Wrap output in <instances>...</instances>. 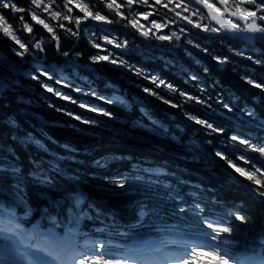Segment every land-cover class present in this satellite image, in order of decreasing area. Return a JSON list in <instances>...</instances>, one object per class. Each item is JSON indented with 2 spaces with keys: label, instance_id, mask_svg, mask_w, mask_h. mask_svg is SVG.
Returning <instances> with one entry per match:
<instances>
[{
  "label": "trees",
  "instance_id": "1",
  "mask_svg": "<svg viewBox=\"0 0 264 264\" xmlns=\"http://www.w3.org/2000/svg\"><path fill=\"white\" fill-rule=\"evenodd\" d=\"M15 2L28 7V0ZM55 2L62 10L64 0ZM83 3L89 4L93 13L99 10L109 19H118L102 0H83ZM93 4L96 6L93 7ZM191 7L196 8L197 5ZM73 10L70 15L82 16ZM3 14L13 25L15 34L29 46L30 53H35L33 44L43 38V51L38 60H45L48 66L60 68L69 65L72 58L76 59L80 76L87 78L99 95H83L66 88L61 92L85 105L107 110L113 113L115 119L63 100L47 92L37 80L17 77L18 85L0 93V162L6 167L15 162L27 175L32 169L31 161L36 160L43 162L45 168L58 166L61 174L55 177L53 186L46 192L51 202L38 196V188L31 180H24L20 185L22 192L17 194L14 178L5 191H0L1 208L21 200L32 208L34 217L45 208L52 218L56 217L53 212L58 210L62 218L78 219L88 213V209L84 210L86 201L84 199L76 208L67 197L70 193L80 192L86 200L96 202L99 208L120 219L138 216V212L145 208L148 222L167 221L176 217L179 207L189 205L191 198L185 191L192 186L197 188L191 186L192 182H196L219 193L224 202L234 208H237L238 203L243 204L242 212L250 220L248 224L235 222L238 230L244 226L254 229L264 227V199L248 192L251 182L240 177L215 155L216 151H221L234 160L243 155L264 170V157L229 140L231 135H238L250 139L253 144H264V91L244 79L247 77L264 84V65L255 64L246 58L252 56L254 59H264V39L257 40L254 45H247L229 35L211 36L192 25L179 24L172 30L177 31L180 40L162 41L157 48L155 41L150 44L132 30H125L127 28L123 24L126 22L121 21L120 25L115 23L116 28L126 32V36L130 33L139 47L143 48L141 55L127 57V63L163 79L176 89L206 100L211 106L207 107L195 100H186L178 92L164 86L157 87L134 71L122 69L108 61L93 62L91 57L97 55V50L82 35V29L79 28L77 36H72L59 27L63 23L67 28L75 30L74 23L63 20L50 22L59 36L58 51L55 41L50 39L51 34L42 25L32 22L27 12L23 15L25 21L33 26L31 34L22 28L17 19L20 13L3 10ZM165 14L169 19L174 16V13H167L164 9H160L159 16H153L156 20H162ZM193 20L197 21L198 18ZM200 22L209 23L208 20ZM181 27L186 31L181 33ZM169 32L170 29L166 31ZM96 43H101V37L97 38ZM14 48H18V45L0 34V57L4 64L21 68V59L15 55ZM201 48H206L207 53L201 51ZM64 52L69 57H65ZM214 56L227 57L228 62L217 63ZM26 68L23 66L21 69ZM204 68L208 69L207 73L203 71ZM3 71L0 65V80H6V77L8 80L13 79L10 71L8 74ZM190 75H198L199 82L190 80ZM201 87L205 91L201 92ZM143 88L152 89L164 99L182 106L170 107L156 96L145 93ZM114 93L124 97L129 102L128 106L100 99L104 96L112 97ZM218 97L229 103L233 110L228 111L217 103ZM249 109L256 113L255 118L246 115ZM66 113L98 121V124H84ZM186 113L221 127L224 132L208 135L209 130L188 119ZM29 137L33 142L25 143ZM96 161L106 162V166L97 167ZM237 162L246 169L252 166L243 161ZM133 163L148 165L150 168L160 165L166 169L170 190L154 191L148 181L146 184L144 178L135 176L138 171L133 169ZM116 176L127 178L125 188L114 187L107 182V177ZM148 200L159 207L147 209L144 206Z\"/></svg>",
  "mask_w": 264,
  "mask_h": 264
},
{
  "label": "snow or ice",
  "instance_id": "2",
  "mask_svg": "<svg viewBox=\"0 0 264 264\" xmlns=\"http://www.w3.org/2000/svg\"><path fill=\"white\" fill-rule=\"evenodd\" d=\"M102 2L106 3V8L108 10L115 11L118 19H109L106 15H102L99 10L93 13L89 4L83 3V0H64L63 10H61L59 6H57L55 10L53 9L55 0H48L47 3L45 0H28L27 8L18 5L15 0H0V34L10 38L15 45H18V48L13 49L15 55L23 58L26 54H31L29 46L22 42L15 34L13 25L3 14V10H10L13 14H21L17 19L21 22L22 28L31 34L33 32V26L28 21H25L23 15V13L27 12L32 22H35L36 25H42L43 28L51 34L50 39L55 41L58 51L60 49L59 36L56 34L55 29L50 26V23L45 22L48 17L52 20H63L74 23L75 30L67 28L63 23L59 24L61 29H64L72 36H77L79 34L82 21L91 19L93 21H102L106 24L126 21V23L123 24L124 27L130 26L136 29L139 34L145 38H154L159 41L169 42L173 41V39L179 41L181 37L175 30H170L169 33L157 34V32H153V29L159 31L166 28L169 24L174 23L175 17H180V19L186 21L188 25H192V27L201 29L206 33L218 35L224 33H231L233 35L244 34L243 39L246 40H251L253 38L264 39V0H215L214 3L209 2V0H167V2H165V0H153L152 3H149V0H121L120 3H117V0H102ZM193 4L197 5V7H191ZM217 4H219L220 7H218ZM134 5H143L151 10L144 12L135 11L133 10ZM170 5H172V7H170ZM200 5L203 7H199ZM72 6L79 9L82 16L74 17L70 15V13L73 12ZM95 6L96 5L93 4V7ZM156 6H159V8ZM121 8L129 9V15H125V13L121 11ZM37 9H39V12H37ZM160 9H167L168 12L174 13V16L169 19L167 14H165L162 20H151L147 27L140 23L139 17L147 20L148 17L154 14L159 16ZM177 9H180V11H177ZM44 13H47L48 16L42 19L41 15ZM183 13H189V15H183ZM192 16H196L198 20L194 21L191 18ZM203 20H208L209 23L202 24L200 21ZM213 21L215 25L218 26H213ZM179 31L183 33L186 29L181 27ZM93 35H95V33H93ZM103 42L113 45L115 48L127 49L128 47V42L126 40L119 41L115 37L110 39L107 35L103 37ZM189 43H191V41ZM43 44L44 41L43 38H41L39 42L33 44V47L43 51ZM195 46L200 48L199 44ZM94 47L100 48L101 45L94 43ZM201 51L207 53L208 50L206 48H201ZM237 54L244 55V53ZM63 55L68 56L69 54L64 52ZM246 58L253 60L255 64L264 65V59H254L252 56H247ZM91 59L93 62L108 61L111 64L119 63L129 70L136 72L137 75L149 79L150 82L157 87L164 86L173 92H178L179 96L184 97L186 100H195L199 104L211 107L207 104L206 100L198 96H193L183 90L176 89L172 84L166 83L163 79L145 73L142 69L127 63L119 57H114L112 53L108 55L97 54L91 57ZM213 59L220 64L228 62L227 57L221 58L214 56ZM203 71L207 73L208 69L204 68ZM37 73L38 74L32 75L31 79L39 81L47 92L53 93L63 100L78 104L81 108H87L88 111L115 119L113 113L80 103L66 93L44 83L40 77H46L48 80L54 78L53 74H50L49 71L38 68ZM189 79L199 82L200 77L198 75H190ZM244 79L255 88L264 91V84L258 83L254 79L247 77H244ZM55 82L57 84H64L66 87L71 86L62 79H56ZM6 86V82L0 80V91ZM74 90L77 92L83 91L79 88ZM143 91L149 95L156 96L161 99L163 103L169 104L170 107L179 108L182 106L181 104L164 99V97L159 96V94L152 89L143 88ZM203 91H205V89L201 87V92ZM93 95H95V93H93ZM100 99L108 103L119 104L123 107L128 106V101L122 97H118L115 100L109 99L108 97H100ZM217 103L222 104L228 111L233 110L229 103H225L221 97L217 98ZM57 111H62V109H57ZM66 114L84 124H98V121L86 120L74 113ZM186 115L188 119L208 129V135L213 133L222 134L224 132L223 128L214 126L207 120L200 119L187 113ZM246 115L250 118H255L256 113L249 109ZM229 140L238 142V144L243 145L246 150L259 153L261 157H264V144H253L250 139L238 135H231ZM24 142L32 143L33 141L31 137H29ZM40 147L43 148L42 145ZM67 147L68 146H65V148ZM215 155L224 160L240 177H244L251 182L252 186L249 190L254 196L264 199V170L260 167H256L248 157L243 155L236 157L235 160L230 159L221 151H216ZM56 159L58 162L59 158L57 157ZM237 161H243L244 164H251L252 166L250 169H246L240 166ZM31 163L32 169L25 175L15 162L8 167H5L3 163L0 162V179H8L9 175L14 177L15 191L17 194L22 192L20 187L22 182L24 180H31L38 188V196L42 199H47L46 192L53 186L55 177L61 174V169L58 166L52 165H50L49 168H45L43 162L36 160L31 161ZM96 166L104 167L106 166V162L96 161ZM106 179L110 185L118 188H125L127 183V178L123 176L107 177ZM67 199L74 207L79 208L85 197L83 193L73 192L69 194ZM195 208L199 209L201 213L203 212L199 203L195 205ZM177 211L183 213L185 212V208L181 206ZM14 219L15 218L9 214V224H11ZM249 220V216L240 210L229 212L226 218L201 216L197 221L196 229L189 233L191 238H189V236H181L172 241L175 247L171 252H166L160 248L151 249L152 252L158 255L153 256L150 260L145 259V249L135 246L121 250L120 255H112L110 254L109 246L103 241H96L81 246L71 232L69 233L70 238L60 237L54 232H34L33 235H29L20 229L18 225H15L0 229V233H2L0 234V264H21V262L22 264H249V262L237 257L229 247V245L233 243L229 238L233 237L238 231V225H236L235 222L238 221L240 224H248Z\"/></svg>",
  "mask_w": 264,
  "mask_h": 264
},
{
  "label": "rangeland",
  "instance_id": "3",
  "mask_svg": "<svg viewBox=\"0 0 264 264\" xmlns=\"http://www.w3.org/2000/svg\"><path fill=\"white\" fill-rule=\"evenodd\" d=\"M56 1V0H55ZM120 1L121 0H117V3H120ZM151 1H153V0H149V3H151ZM45 2L47 3L48 2V0H45ZM209 2H215V0H209ZM57 4H56V2H55V4L53 5V9L55 10L56 8H57ZM217 6L218 7H220V5L219 4H217ZM201 7H203L202 5H201ZM73 8L76 10V11H78L79 12V9H77V8H75L74 6H73ZM61 9V8H60ZM63 10V9H62ZM133 10H135V11H140V12H144V11H150L151 9H147L146 7H144L143 5H134L133 6ZM165 10H167V9H165ZM37 11L39 12V9H37ZM74 11V10H73ZM111 11V14L113 15V16H116V13H115V11H112V10H110ZM121 11H123L124 13H125V15H129V9H127V8H121ZM177 11H180V9H177ZM80 13V12H79ZM82 14V13H81ZM183 15H189V13H183ZM48 16V14L47 13H44V14H42L41 15V18L42 19H44L45 17H47ZM139 19V21H140V23L141 24H143V25H145L146 27L148 26V24H149V22L151 21V20H153L152 19V16H150V17H148V19L147 20H144L142 17H139L138 18ZM60 20H52L50 17H48V19H46L45 20V22L46 23H50V22H52V23H58ZM52 23H50V26H53L52 25ZM114 24V23H113ZM113 24H112V26H113ZM212 24H214L215 25V22L213 21L212 22ZM55 25V24H54ZM111 24H106V23H104V22H102V21H93V20H91V19H88L87 21H82L81 22V29H82V35L83 36H85V37H87L88 38V40H89V42L90 43H92V44H94V43H96V40H97V38L98 37H101V40L103 41V37L105 36V35H107L110 39L111 38H113V37H115L116 39H117V37L118 36H122V34H120V31H118V30H113V28H112V26L110 27V28H108L109 26H110ZM133 29V28H132ZM134 31L136 30V29H133ZM47 31V30H46ZM137 31V30H136ZM160 31V30H159ZM138 32V31H137ZM153 32H158L157 30H155V29H153ZM93 33H95V35H93ZM139 33V32H138ZM50 34V33H49ZM242 38H243V36H242ZM256 39H258V38H253V39H251L250 41H254V40H256ZM118 40V39H117ZM129 43H132L133 42V40H129L128 41ZM104 43V42H103ZM100 45H101V47L100 48H96V50H97V54H99V55H108L109 53H112V55L114 56V57H119V58H121V59H123L124 61H126V59L122 56V55H120L121 53H116V52H114V51H112V49H111V47H114L113 45L111 46V47H108V45H103L102 43H100ZM129 49H130V51H131V53H134V54H141V49L139 48V46L138 45H132L131 47L129 46ZM138 51V52H137ZM17 57H19V56H17ZM111 58V57H110ZM19 59H23V58H21V57H19ZM72 62L74 63V62H76V60L74 59V58H72ZM127 62V61H126ZM0 65L1 66H3V69H4V71H7V72H9V71H12L13 69H14V71L16 70V68H15V66H12V65H10L9 63H6V64H4V62H3V59H2V57H0ZM31 65V67L32 68H34V70H35V73L36 74H38L37 73V69L38 68H41V66H38L37 65V63H31L30 64ZM78 65H79V63H78ZM113 65H115V66H117V67H120V68H122V69H125V70H129L128 68H126V67H124V66H122V65H120L119 63L118 64H113ZM69 68H71L74 72V78H76V76H75V73H77V70H76V68H75V66H68ZM54 76V75H53ZM60 76V77H59ZM59 78L57 77V76H54V78L52 79V80H48L46 77H43L42 76V80H44V82H51L52 81V83H54L55 84V86H52V87H58V88H66V86H64V84H57L56 82H55V80L56 79H62L63 81H65V82H69V81H72V79H71V76H67V75H64V74H59ZM33 80V79H32ZM81 80H78L77 82L78 83H80V84H85V81L84 80H82V81H84V82H80ZM50 85V84H49ZM68 88H72L73 89V91L74 92H77V91H75L74 89H76L77 87H73V86H70V87H68ZM80 92H83V91H80ZM116 98H118V97H116ZM115 100V99H114ZM66 101H68V100H66Z\"/></svg>",
  "mask_w": 264,
  "mask_h": 264
},
{
  "label": "bare ground",
  "instance_id": "4",
  "mask_svg": "<svg viewBox=\"0 0 264 264\" xmlns=\"http://www.w3.org/2000/svg\"><path fill=\"white\" fill-rule=\"evenodd\" d=\"M13 179L14 177H12L11 175H9L8 179H0V191H5V188L12 183Z\"/></svg>",
  "mask_w": 264,
  "mask_h": 264
}]
</instances>
